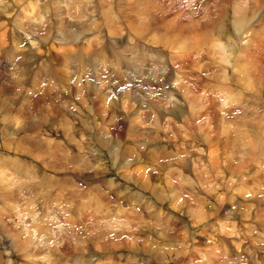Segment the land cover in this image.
<instances>
[{
    "label": "rangeland",
    "instance_id": "1",
    "mask_svg": "<svg viewBox=\"0 0 264 264\" xmlns=\"http://www.w3.org/2000/svg\"><path fill=\"white\" fill-rule=\"evenodd\" d=\"M0 1V23L14 15L13 26L24 29L18 48L1 53L0 65L13 58L14 64L32 67L34 42H38L46 69L38 79L53 76L62 86L44 89L39 98L52 95L55 99L46 98L40 108L36 98L21 95L24 82H34L36 74L30 73L32 80L24 75L16 85L21 78L0 68V158L13 160L9 168L0 163L1 185L12 183L13 168L19 163L31 172V185L39 192L21 193V199L7 205L17 253L11 256L0 249V264H22L28 258L41 264L52 256V239L71 246L64 254L70 264H79L78 257L89 255L94 257L84 264L91 260L99 264H264V195H259L264 192V111H259L263 102L244 101L248 70L245 62H236L242 56L238 46L245 39L255 57L252 68L257 81L252 95L258 96L264 77V0ZM158 9L164 22L158 20ZM34 16L39 22L32 21ZM38 17L46 22L40 23ZM13 26L7 28L9 32L2 31L10 33L11 39ZM180 29L186 35L181 40L176 34ZM111 30L116 33L110 34ZM194 32L201 35L196 46L203 56L191 47ZM113 38L123 43L113 46ZM218 43L231 53L224 54L228 58L222 57ZM187 53L198 60L192 59L198 63L195 69L177 67ZM197 76L207 79L209 89L196 83ZM207 96L213 103L217 98L221 116L238 103L242 109L250 108L256 132L263 135L250 137L252 144L243 149L248 164L240 180L230 175L225 179L221 172L225 159L239 162L232 160V153L222 152L220 165L212 167L205 142L194 130L185 129L196 120L198 104ZM133 100L147 108H138ZM19 103L32 109H17ZM219 131L223 141L243 133L227 125ZM25 136L32 138L23 140ZM242 140L240 136L238 141ZM20 144L33 148L20 150ZM155 152L159 163L147 165V155ZM123 158L134 166L121 164ZM139 171L149 179L139 183L129 179ZM10 186L19 191V184ZM41 193L48 195L44 201ZM45 204L61 212L50 213L51 225L40 243L35 239L39 225L34 218L47 212ZM74 226L76 234L71 233ZM132 230L140 231L139 235H130ZM36 248L42 249V255L35 256ZM102 256L109 260L96 258Z\"/></svg>",
    "mask_w": 264,
    "mask_h": 264
},
{
    "label": "bare ground",
    "instance_id": "2",
    "mask_svg": "<svg viewBox=\"0 0 264 264\" xmlns=\"http://www.w3.org/2000/svg\"><path fill=\"white\" fill-rule=\"evenodd\" d=\"M0 3H1V6H2V2L1 1H0ZM3 4H5V3H3ZM7 6H9V5H7ZM30 6H32V4ZM32 8L34 9L35 7L32 6L31 9ZM159 9L157 10L158 14L160 15V17L158 18V20L164 22V18H163L164 17L163 16L164 14L162 15V12H160ZM8 10L6 12H9ZM161 10H163V9H161ZM14 13H15V10H14ZM43 13H45V12L43 11L42 14ZM141 13H142V11H141ZM262 13H264V10H262ZM142 14H144V13H142ZM178 14H180V13H178ZM43 17L44 16H42V18ZM0 18H1V16H0ZM6 18H5L4 22L0 23V31H1V29H2V31L5 30V29L7 30V28H9L11 30V26H13V21H15L14 15L13 16L10 15V17H8L7 19ZM151 18H152L151 19L152 21H155V16H152ZM177 18H174V19H177ZM36 21H38V20H36ZM88 21L89 20H87L86 23H88ZM40 23H42V22H40ZM19 27H21V26H19ZM197 28L199 29L198 24H197ZM13 29H14V38H13V40L12 41H9V44H7V45L0 44V54L1 53H6V55H7L9 51H13L14 50V47L18 48V44H19V42L21 40L20 33L23 32L24 29L18 28V27H14V26H13ZM7 31L9 32V30H7ZM180 31L183 32L182 29H180V30L177 31L176 34L178 35V37H180V40H181L182 38L184 39V37H182L184 35V33L183 34L181 33L182 34L181 35L180 34ZM200 31H202V30H200ZM113 33H116V30L115 31L114 30H111L110 34H113ZM247 33H248V31L244 35L246 36ZM4 34H5V32H4ZM190 34H192V32ZM5 35L9 38L10 33H7ZM119 35L120 34H118V36ZM184 36H186V35H184ZM198 36L194 32L193 37H192V40H194L195 43L192 42V45H194V46L199 45V39H201V35L198 34ZM5 39H6V37H5ZM176 40H177V38H176ZM180 40H179L178 43H180ZM244 41H245V39L242 40V42L238 46V49L242 53V56L237 57V60H236V62H239L241 60L243 62H245V65H246L247 70H248L247 78H246V81H247L248 84H247V91H246L245 96H244V98H245L244 101H246V103H248L249 105L252 104L255 99H258V100L262 101L263 104L259 106V111L262 112V111H264V77L259 82V86H258V88L256 90V92H259V95L256 96L257 95L256 93H255V95H252L253 84L256 83V81H257L256 73H255V71L252 68V61L255 60V57L253 58V54H252V51L250 49V45H249L248 41H246V42H244ZM113 42H114V45L113 46H116V45H118L120 43H123V41L121 42V39L120 38H113ZM218 44H219V46H218L217 49H219V50H221L223 52L222 53L220 51L221 52L220 54H222V57H223V55L225 53H227L226 52L227 50H225V47H223L224 45H222L220 43H218ZM228 44L229 43H227V45ZM177 45H179V44H177ZM187 45H188V43H187ZM194 46H191L192 49H196L197 52L199 53V50L197 49V46L195 48H194ZM51 48L53 49V46H51ZM230 49H231V52L233 54V51L235 50V48H233V45H231ZM22 50L24 51L25 49H22ZM182 50H183L182 53H184L185 52V49H182ZM203 53L201 52L199 54H201L203 56ZM173 54H175V56L177 55L176 53H173ZM227 54L231 55V53H227ZM227 54L224 55V56L228 58V55ZM185 55H187V56L181 57L180 60L176 63L177 67L178 68L188 67L190 69H195L197 67L198 63L196 61L192 60V59H195L194 58V55H189V53H187ZM2 57H3V55H2ZM225 57H224V59L226 60ZM77 60H79V59H77ZM195 60H197V59H195ZM221 61H222V59H221ZM17 63L18 62H15V64H17ZM74 64H75V66L78 67V64L77 63L74 62ZM23 76H24L23 74H20L19 75V78H21V80L15 81L16 85H18V84H20L22 82ZM26 76L28 78V74ZM29 76H30V78L32 80V78H33L32 74L29 73ZM38 76H42V75L36 74V82L30 83L29 87L27 86L28 83H25L24 82V87L22 89V94L21 95H22V97H24V99H27V100H29L30 98H36L37 105L40 108H44L43 103L46 101L45 100L46 98L51 97V98H53V100L55 98L52 97V95H48V97H46V98H39V97H41V96L44 95L45 90H44V88H38V86L41 85L40 80L38 79L39 78ZM244 78H245V76H244ZM25 80H27V79H25ZM26 82H29V81H26ZM196 83L199 84V85H202V87L205 90L210 85L208 83L207 79L204 78L203 76H197L196 77ZM202 87L200 88V91H203V88ZM209 87H208V89H209ZM113 88H115V86ZM49 90H50V88H49ZM195 91H197V90H195ZM231 91H234L233 88L231 89ZM223 96H224L223 98L226 99L227 96H225V95H223ZM208 97L209 96H207L205 102H202V103H199L198 104V107H200V112L197 114L196 120L193 121V123H191V124L187 123L185 125V129L187 131H193L194 130V132H197V134L200 137V139L203 142H205V144H206V146H207V148L209 150V152H207L208 162H209V164L212 167H216V166L220 165V161L219 160H220V154L222 152H223V154L232 153L234 155V158L232 160H236L237 159L239 162H236L235 164H232L234 162H232V161H230L228 159H225L223 161V164L220 166L221 172L223 171L222 174L225 175L224 176L225 179H226V177L228 175H230V178H235L237 180H240L241 177H243V175H245V174H243V170H245L244 167L246 166V164H248L247 161H245L246 160L245 157L247 156L248 152L245 151V150H243V149L246 147V145L252 144V143H249L248 142L250 137L253 138V137H257L259 135H261V136H263V135L256 132V126L253 124L254 114L251 112L250 108L242 109V108H240V104L238 103V104L234 105L235 107L233 108V110L230 107H228V109L225 110L226 116H221L219 114V112H218V109H217V103H218L217 98L214 101L215 103H213V102H211L208 99ZM51 98L49 99L50 101H51ZM212 98H213V95H212ZM49 100H48L47 103H50ZM133 101H134L135 105H137L138 108H142V109L147 108L146 104L139 103L138 100H133ZM47 103H46V105H47ZM19 104L20 105H19V107L17 109H20V110H30L28 108H31L32 109L31 106L29 107V105H26L25 103H19ZM4 120H5V122L6 121H9L7 119H4ZM202 121H205V122H202ZM222 125L237 127L239 129H242V132L243 133H240V132L239 133H235L234 134L235 136L232 135L231 137H229L228 141H223L222 138H221L222 137V134L219 131V129H221ZM36 135L37 136H40L41 134H36ZM240 136H241V139H243L242 141H238V139L240 138ZM31 138H32L31 136H25L23 138V140H31ZM181 139L184 142H186L184 138H181ZM157 147H158V144L155 145V151L156 152L158 151V148ZM18 148L20 150H30V149L33 148V146L32 145L24 146V145L20 144L18 146ZM156 152H155V154H148L147 155V157L145 159V161H146L145 163L147 165L151 166V165H153L155 163V166H156L159 163L160 157L156 154ZM193 156H195V155H193ZM3 157L0 158L1 165L6 166L8 168L11 167V165L13 164L12 158L9 157L7 159L6 158L4 159ZM164 162H165V164H167V161L166 160ZM121 164H128L130 166H134L133 162H131L130 160H128L126 158H123V160L121 161ZM224 164H225V166H224ZM195 171H196V169H195ZM12 174H13V176H14L15 179L12 181V183H10V185H12V184H19L20 185V188L18 189L19 190L18 192L17 191L14 192L13 191L14 188L13 187L10 188L11 186L8 185V184L1 185V182L4 180V178L0 177V190H1L0 191V246H1L0 249H1V251H4V252H7L8 251L11 256H14V254L17 253L16 252V243H15V239H13L12 234L9 231V228H8V224L10 223L11 218L5 214L8 211L7 210V205H10V203L13 202V201H17L18 199H21V196H22L21 193H23V195H24V193L32 192L33 190H36V189L31 185V182H30L31 181V178H32L31 172L26 171L21 164L15 163V167L13 168V173ZM11 175H9V176H11ZM129 179L130 180H137V183H139L140 181H144V182L147 181L149 179V177L147 178V176L143 172H140L139 171L135 175L129 176ZM21 182L23 184H26V185L25 186L22 185ZM4 189H6V190H4ZM36 193H39V192L36 190ZM261 194L264 195V192H260L259 195H261ZM46 196L48 197V195H45V194H42L41 193L39 195L40 200L41 201H44L46 199ZM67 202L68 201H66V203ZM259 204H262V203H259ZM45 206H46V209L48 208L47 209V212L44 211V213H45L44 215L42 213H40V215L35 216V218H34L35 221H36V224L39 225V227L34 231L35 239L38 242H40V243H43V241L46 239V236L44 238L42 237L43 234H45V228L51 225L50 213L52 214L54 212H56V213H60L61 212V209H55V208H53L51 206H48L47 207V204L43 205L42 207H45ZM49 208H51V212L48 211V210H50ZM192 212H193V210H191V209L188 210V214H191L192 215ZM22 227H24V226L22 225ZM71 233L72 234H76L77 233V227L76 226H74L71 229ZM20 236H22V234H20ZM57 239H58V236H57ZM57 241L58 240H53L52 239V244H51V246H49V251H50V253H51L52 256L50 258H48V259H43L41 264H70L71 259L68 258V257H66V256H64V254H68V252H66V251L72 249L71 246L70 245H67V244H64L63 242H60V241L57 242ZM56 242H57V244H56ZM64 246H65V248H64V250L62 252L61 249H63ZM34 252H35V256L42 255V249L41 248L34 249ZM25 257L28 258L29 255H25ZM22 264H38V262L35 259L28 258L27 260L23 261ZM88 264H95V262L93 260H91Z\"/></svg>",
    "mask_w": 264,
    "mask_h": 264
}]
</instances>
